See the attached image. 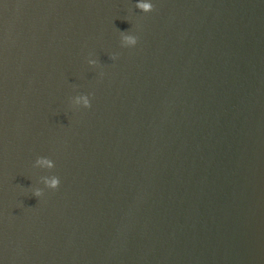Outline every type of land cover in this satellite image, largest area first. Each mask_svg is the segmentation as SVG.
Wrapping results in <instances>:
<instances>
[{"label":"water","instance_id":"95a60500","mask_svg":"<svg viewBox=\"0 0 264 264\" xmlns=\"http://www.w3.org/2000/svg\"><path fill=\"white\" fill-rule=\"evenodd\" d=\"M136 2L0 0V264H264V0Z\"/></svg>","mask_w":264,"mask_h":264},{"label":"clouds","instance_id":"9594fccd","mask_svg":"<svg viewBox=\"0 0 264 264\" xmlns=\"http://www.w3.org/2000/svg\"><path fill=\"white\" fill-rule=\"evenodd\" d=\"M136 8L139 9L143 13H150L154 10L153 0H137ZM138 38L133 34L121 33V46L125 48H133L137 45ZM114 61L117 59V56L111 57ZM88 63L92 67L98 66V62L96 59L89 57ZM103 75V73H101ZM70 103L73 107L76 108H90L91 100L89 95L79 94L71 98ZM34 168L42 169V170H51L56 167L55 161L48 157H37L35 163L33 165ZM42 183L44 188L55 190L60 186V178L56 175H50L42 177ZM32 194L39 198L43 196L44 189L35 187L32 190Z\"/></svg>","mask_w":264,"mask_h":264}]
</instances>
